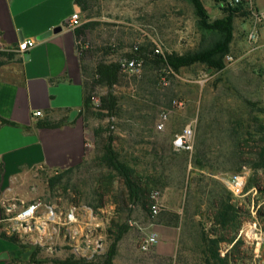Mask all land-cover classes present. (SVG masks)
<instances>
[{
	"label": "rangeland",
	"instance_id": "374dc122",
	"mask_svg": "<svg viewBox=\"0 0 264 264\" xmlns=\"http://www.w3.org/2000/svg\"><path fill=\"white\" fill-rule=\"evenodd\" d=\"M82 1L78 42L92 98L85 110L88 157L73 170L30 171L13 185L9 202L17 208L32 201L80 206L90 219L92 246L79 256L65 232L41 243L36 235L13 236L12 264L68 259L103 264L125 224L129 230L118 244L117 264H208L211 241L217 239L221 257H229L230 264H264V61L248 39L245 21L238 15L233 20L222 70L196 64L173 71L146 60L139 72L122 71L110 90L98 83L100 63H120L136 54V47L153 53L157 45L163 58L185 55L213 46L222 35L200 25L191 0ZM203 2L210 24L226 17L215 13L214 0ZM109 92L117 98L113 116L101 102ZM162 113H168V121L160 131ZM188 125L194 129L193 149L176 150L173 140ZM110 138L118 159L145 189L141 200H131L124 178L103 161ZM239 175L247 183L235 196L230 183ZM155 191L161 193V211L151 217L148 204ZM221 201L236 207L235 229L216 222ZM159 223L178 230L173 257L139 248L146 233H158ZM97 242H102L98 250Z\"/></svg>",
	"mask_w": 264,
	"mask_h": 264
},
{
	"label": "crops",
	"instance_id": "0c3cea01",
	"mask_svg": "<svg viewBox=\"0 0 264 264\" xmlns=\"http://www.w3.org/2000/svg\"><path fill=\"white\" fill-rule=\"evenodd\" d=\"M212 8L218 16L223 13L219 1L214 0ZM76 13H83L78 0H0V220L20 177L35 169H75L88 157L85 100L90 85L79 51L77 31L82 27L66 26ZM238 16L245 21L248 36L253 19L246 11L240 10ZM58 27L60 32L39 40ZM25 40H36V45L21 53L18 47ZM256 49L264 61L263 27ZM3 229L0 223V258L4 253L9 258L0 259V264H12L14 244ZM157 231L160 240L150 252L173 257L177 228L159 223Z\"/></svg>",
	"mask_w": 264,
	"mask_h": 264
},
{
	"label": "built area",
	"instance_id": "2783aa9c",
	"mask_svg": "<svg viewBox=\"0 0 264 264\" xmlns=\"http://www.w3.org/2000/svg\"><path fill=\"white\" fill-rule=\"evenodd\" d=\"M223 9H239L248 12L253 19V27L248 35L249 41L256 45L260 39V27L264 28V0H219ZM82 25V16L78 13L74 14L67 22L69 29L76 30ZM1 43V37H0ZM36 45V40H25L19 44L18 51L25 53ZM139 48L136 47V51ZM154 54L164 56L161 46L157 45ZM121 70L128 73H136L143 67V60L137 58H128L120 62ZM37 116L41 112L36 113ZM168 121V113H162L157 129L162 131L166 128ZM194 129L192 125L186 126L173 140V147L179 151H190L193 149ZM247 178L245 175L235 177L230 183V189L235 196L243 194L246 188ZM6 216L0 220L4 224V233L9 236H29L36 235L37 243H41L47 236L48 240L53 239L62 232L66 233V237L71 240V248L75 254L85 256L86 247L92 246L93 230L90 225V219L86 218L83 209L75 204L68 208H61L58 205H46L41 201H32L17 208L13 204H6ZM149 214L156 217L161 211V193L155 191L151 193L148 204ZM89 215L95 219L93 212L89 211ZM87 219V220H86ZM131 226H137L136 223L130 222ZM84 228L81 231L77 226ZM140 228V227H139ZM160 236L155 231L145 234L140 242L139 248L142 252H150L159 243ZM102 242H97L94 249L102 248Z\"/></svg>",
	"mask_w": 264,
	"mask_h": 264
},
{
	"label": "trees",
	"instance_id": "16d2710c",
	"mask_svg": "<svg viewBox=\"0 0 264 264\" xmlns=\"http://www.w3.org/2000/svg\"><path fill=\"white\" fill-rule=\"evenodd\" d=\"M196 15L200 20V25L207 29L216 30L222 35V38L217 41L213 46L205 48L199 51L190 52L185 55L172 54L166 58L148 53L145 50L138 49L136 54L130 56V58H137L155 63H163L173 71H179L182 68L194 66L196 64H205L211 70H222L224 65V57L229 53L230 44L233 39V20L238 15L239 9H223L226 13V17L221 20H217L214 23H209L208 8L206 7L203 0H191ZM219 1V0H216ZM79 4L82 5L83 1L78 0ZM78 35L82 34V31H77ZM121 64L118 62L113 63H100L97 67L98 83L108 87L110 90L119 82L121 75ZM102 106L108 110L113 116L117 108V98L112 92H109L107 96L103 97ZM92 104V98L90 93L86 96L85 107L90 108ZM112 138H110L109 144L105 147V154L103 161L107 164L108 168L119 173L125 181V186L130 195L132 201L141 200L145 195V189L142 184L133 178V171L129 169L124 163H122L116 155L112 144ZM262 161L264 164V154L262 155ZM73 170V169H70ZM54 183V182H53ZM52 183V185H53ZM238 220V211L236 207L229 202L221 201L219 204V211L216 215V222L225 228H236ZM128 225L120 227L118 234L116 235L114 242L112 243L108 253L105 255L103 264H114V259L117 255L118 244L128 232ZM212 246L210 247L211 259L208 264H230L229 257L222 258L219 252V240L211 241ZM61 264H87L84 261L68 259Z\"/></svg>",
	"mask_w": 264,
	"mask_h": 264
},
{
	"label": "water",
	"instance_id": "95a60500",
	"mask_svg": "<svg viewBox=\"0 0 264 264\" xmlns=\"http://www.w3.org/2000/svg\"><path fill=\"white\" fill-rule=\"evenodd\" d=\"M61 30H62L61 27H58V28L53 29V30H50V31L44 33L43 35H41V36L39 37V40H44V39H46V38L52 36L54 33H58V32H60ZM75 114H76V112H73V115H75ZM8 258H9L8 253H4V254L1 256L0 259H1V260H7Z\"/></svg>",
	"mask_w": 264,
	"mask_h": 264
}]
</instances>
